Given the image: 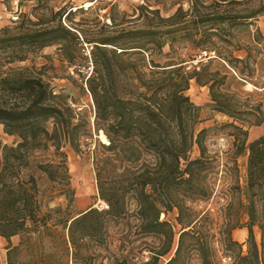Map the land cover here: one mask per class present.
I'll return each mask as SVG.
<instances>
[{
	"label": "trees",
	"instance_id": "16d2710c",
	"mask_svg": "<svg viewBox=\"0 0 264 264\" xmlns=\"http://www.w3.org/2000/svg\"><path fill=\"white\" fill-rule=\"evenodd\" d=\"M222 1L195 0L189 10L178 7L167 17L158 8L139 6V26L88 41L94 43L92 71L85 81L94 106L92 129L108 139L94 161L102 209L89 207L63 220L54 215L61 212L59 207L44 208L32 172L56 184L58 196H65L69 206L73 192L61 149L64 144L77 149L82 136L92 138L90 126L62 95L54 94L41 70L0 72V126L18 138L14 145L0 142V237L6 241V264H188L192 254L200 264H217L215 234L231 264H264V215L258 212L264 206V136L248 142L245 129L264 124V112L240 97V88L252 78L250 54L219 57L221 63L210 58L190 69L178 55L180 49L206 47L211 33L218 26L223 31L226 20L246 22L264 14V4L233 16L209 12L213 6L250 0ZM63 14L66 18L70 12L58 10L36 21L23 14L18 32L0 37L4 63L24 62L57 46L62 60L76 65L74 54L85 40L61 23ZM159 56L168 62L160 64L154 59ZM192 80L208 88L214 112L232 119L224 125L234 130L225 152L209 151L206 138L212 129L195 132L198 107L186 95ZM194 147L198 154L191 157ZM50 149L59 160L33 159L34 153ZM245 155L242 187L238 158ZM214 198L219 212H232L221 223L211 218L209 209L194 207ZM240 210L247 217L244 223L237 217ZM169 213H174L173 223ZM254 226L260 230V244ZM240 228L247 230L245 253L232 237ZM14 236L19 237L16 245ZM143 251L149 254L147 261L138 259Z\"/></svg>",
	"mask_w": 264,
	"mask_h": 264
},
{
	"label": "rangeland",
	"instance_id": "374dc122",
	"mask_svg": "<svg viewBox=\"0 0 264 264\" xmlns=\"http://www.w3.org/2000/svg\"><path fill=\"white\" fill-rule=\"evenodd\" d=\"M193 1L195 0H0V37L13 35L18 32L16 27L20 24L23 14L29 19L36 21L37 18H49L53 12L60 10L61 13L70 12L66 18L63 14L61 23L73 27L74 31L78 32L77 34H80L85 40L83 42L87 46L85 47L82 44L80 52L74 54L76 65H69L63 61L57 46L44 48L37 54L29 55L26 61L12 64L4 63L6 59L3 58V52H0V72H7L8 68L17 67L41 70V74L49 82L54 94L62 95L64 97L63 101L71 106L78 115V118L85 120L90 126L89 134H91L92 138L88 139L86 135L82 136L77 149H74L69 144H64L61 149L68 169L69 189L73 192L72 202L69 206H67L68 201L65 196H58L59 187L56 184L50 182L45 175L38 171L32 172L38 180L41 193L45 198V209L47 208L46 206H49V208L59 207L61 212L54 215L64 220V218L73 217L89 207L97 209L105 207L104 202L98 198L94 164L96 155L104 152L101 148V144L103 143L92 129L94 106L85 83L92 71L91 51L94 45V43H88V41L99 38V36L111 34L113 30L121 27L129 29L139 26L142 23V20H137L136 18L140 11L139 6L149 7L150 9L158 8L161 16L167 17L178 7H181L184 11L189 10ZM201 1L206 4H212L216 1L223 2L222 0ZM88 2H93V4L90 7H86ZM262 4H264V0H250L244 5L221 4L209 8V12H220L226 16H233L237 13H246V10L256 9ZM110 18H113L114 22ZM112 24L115 26H111ZM222 26L223 31L219 30V26H213L218 31L217 33H211L209 42L203 49L199 51H192L189 48L180 49L178 50V55L186 60L184 64L187 66V69H190L196 65L195 62H206L208 60L199 59L202 51L215 52L214 60L217 63H221L219 57L244 58L249 53L252 62V78H248L242 88H240L242 91L240 97L242 100H247V103L250 105L259 106L260 110L264 112V14H260L252 19V21L246 22L226 20ZM257 28L259 32L256 31ZM211 31L214 32L213 30ZM165 51H167V48ZM154 59L162 65L168 62V59L164 56L155 57ZM229 89L235 90L233 87ZM186 95L189 97V101L198 107V123L195 126V132L201 128L212 129L208 132L206 138V145L209 151L222 153L229 150L233 140L230 134L234 130L224 125L232 122V119L212 110L208 88L206 86L200 87L192 80L189 82V89L186 91ZM235 124L239 125L238 122ZM47 125L50 129V122ZM245 129L248 131V142L264 136V124L250 127L245 125ZM17 141L18 138L16 136L5 134L2 126H0V142L3 145H14ZM197 154V149L194 147L191 157ZM33 159L42 163L59 160L58 158L54 159L52 149L34 153ZM246 163L247 155L238 158L240 185L242 187L245 186ZM215 200L214 198L209 202H200L194 207L199 211L209 209L211 218L215 222L221 223L224 217L231 215L232 212H228L227 210L219 212L218 204L215 203ZM258 212L264 215V206L259 205ZM237 217L243 223L247 221L246 215L241 210L237 214ZM167 219L173 223L174 213H169ZM215 231L216 229L212 233H215ZM253 232L255 241L257 244H260L261 233L259 228L254 226ZM232 237L242 244V251L245 253L246 228L233 230ZM217 239L218 235L215 234V262L217 264H231L232 259L230 254L223 251L217 243ZM11 241L12 244L16 245L19 242V237L14 236L11 238ZM146 241L148 243L155 242L151 238H147ZM5 245L6 241L2 240L0 243L2 264H6L5 250L3 249ZM173 251L169 256L172 255ZM100 252L105 255V252ZM148 256V252L143 251L138 256V259L147 261ZM169 256L162 258L161 262L165 261ZM188 264H200V261L196 258L195 254H192L188 260Z\"/></svg>",
	"mask_w": 264,
	"mask_h": 264
},
{
	"label": "built area",
	"instance_id": "2783aa9c",
	"mask_svg": "<svg viewBox=\"0 0 264 264\" xmlns=\"http://www.w3.org/2000/svg\"><path fill=\"white\" fill-rule=\"evenodd\" d=\"M84 46L87 47L86 44H84ZM88 55H89V52H88ZM214 57H215V52L213 51H202L201 54L199 55V59H210ZM195 64H197V62H195Z\"/></svg>",
	"mask_w": 264,
	"mask_h": 264
},
{
	"label": "bare ground",
	"instance_id": "6f19581e",
	"mask_svg": "<svg viewBox=\"0 0 264 264\" xmlns=\"http://www.w3.org/2000/svg\"><path fill=\"white\" fill-rule=\"evenodd\" d=\"M92 4H93V2H88L87 5H86V7H90ZM99 134H100L99 135L100 141L102 143H104V144H108V139L106 138V136L102 132H100Z\"/></svg>",
	"mask_w": 264,
	"mask_h": 264
},
{
	"label": "crops",
	"instance_id": "0c3cea01",
	"mask_svg": "<svg viewBox=\"0 0 264 264\" xmlns=\"http://www.w3.org/2000/svg\"><path fill=\"white\" fill-rule=\"evenodd\" d=\"M2 240H4L2 237H0V243L2 242Z\"/></svg>",
	"mask_w": 264,
	"mask_h": 264
},
{
	"label": "water",
	"instance_id": "95a60500",
	"mask_svg": "<svg viewBox=\"0 0 264 264\" xmlns=\"http://www.w3.org/2000/svg\"><path fill=\"white\" fill-rule=\"evenodd\" d=\"M99 135H100V134H98V138H99Z\"/></svg>",
	"mask_w": 264,
	"mask_h": 264
}]
</instances>
